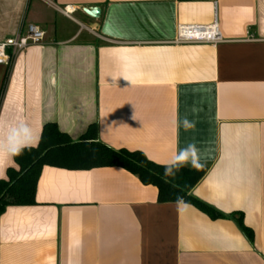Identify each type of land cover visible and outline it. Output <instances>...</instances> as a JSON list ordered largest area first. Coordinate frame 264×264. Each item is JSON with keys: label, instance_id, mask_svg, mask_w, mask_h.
Wrapping results in <instances>:
<instances>
[{"label": "crops", "instance_id": "obj_1", "mask_svg": "<svg viewBox=\"0 0 264 264\" xmlns=\"http://www.w3.org/2000/svg\"><path fill=\"white\" fill-rule=\"evenodd\" d=\"M215 20L217 46L176 43ZM29 25L43 42L0 64V180L45 125L77 142L96 124L115 150L206 168L191 194L225 217L119 167L44 166L35 204L0 216V264H264V0H0V42Z\"/></svg>", "mask_w": 264, "mask_h": 264}, {"label": "trees", "instance_id": "obj_2", "mask_svg": "<svg viewBox=\"0 0 264 264\" xmlns=\"http://www.w3.org/2000/svg\"><path fill=\"white\" fill-rule=\"evenodd\" d=\"M14 158L19 169H9L8 180H0V216L9 206L35 204L42 169L51 166L68 170L119 167L138 176L144 185L156 186L160 202H183L195 206L211 218L225 217L191 194L205 175L206 168L158 165L140 151L115 150L99 141L96 124L91 125L77 142L61 133L55 124H47L39 145L17 150ZM237 221L253 240V233L244 225L242 215Z\"/></svg>", "mask_w": 264, "mask_h": 264}, {"label": "built area", "instance_id": "obj_3", "mask_svg": "<svg viewBox=\"0 0 264 264\" xmlns=\"http://www.w3.org/2000/svg\"><path fill=\"white\" fill-rule=\"evenodd\" d=\"M74 10L65 7L62 13L68 17ZM45 33L36 25H29L25 34L8 38L0 42V64L9 66L13 57L29 48L32 45H39L43 42ZM223 41V37L217 21L211 25H179L177 30L176 43L204 42L217 46Z\"/></svg>", "mask_w": 264, "mask_h": 264}, {"label": "water", "instance_id": "obj_4", "mask_svg": "<svg viewBox=\"0 0 264 264\" xmlns=\"http://www.w3.org/2000/svg\"><path fill=\"white\" fill-rule=\"evenodd\" d=\"M85 12L91 16V17H94V18H98L101 11L99 8H92V9H86Z\"/></svg>", "mask_w": 264, "mask_h": 264}]
</instances>
